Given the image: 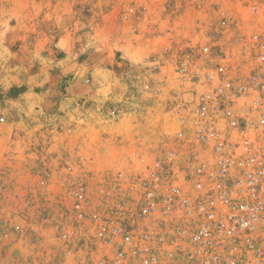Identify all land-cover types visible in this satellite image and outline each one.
I'll use <instances>...</instances> for the list:
<instances>
[{
  "label": "rangeland",
  "instance_id": "rangeland-1",
  "mask_svg": "<svg viewBox=\"0 0 264 264\" xmlns=\"http://www.w3.org/2000/svg\"><path fill=\"white\" fill-rule=\"evenodd\" d=\"M223 2L0 0V264L97 254L96 213L145 229L146 167L198 150L178 106L206 88Z\"/></svg>",
  "mask_w": 264,
  "mask_h": 264
},
{
  "label": "built area",
  "instance_id": "built-area-1",
  "mask_svg": "<svg viewBox=\"0 0 264 264\" xmlns=\"http://www.w3.org/2000/svg\"><path fill=\"white\" fill-rule=\"evenodd\" d=\"M223 1L212 26L224 42L203 48L206 88L178 106L179 137L198 147L191 163L178 166L173 150L147 166L145 229H111L96 213L100 247L75 264H264V0ZM84 193L77 187L79 210Z\"/></svg>",
  "mask_w": 264,
  "mask_h": 264
}]
</instances>
